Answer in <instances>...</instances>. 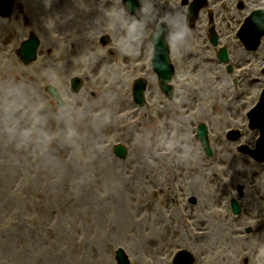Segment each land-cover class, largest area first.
Instances as JSON below:
<instances>
[{"label":"rangeland","instance_id":"rangeland-1","mask_svg":"<svg viewBox=\"0 0 264 264\" xmlns=\"http://www.w3.org/2000/svg\"><path fill=\"white\" fill-rule=\"evenodd\" d=\"M15 4L9 18H0V264H118L114 254L119 248L130 264H172L183 248L196 255L194 264H226V255L239 259L237 249H227L246 243L231 236L237 221L229 200L250 206L251 190L264 196V161L247 162L248 155L238 148L254 147L258 134L248 126L247 112L260 85L248 88L246 80L261 76L264 54L259 50L253 62L256 56L245 54L235 37L227 38L235 25L220 23L217 7L212 12L215 29L240 54L239 64L249 61L236 86L235 64L228 71L215 59L190 60L191 52L196 55L193 42L187 45L190 41L179 49L166 44L175 69L170 80L174 96L168 99L156 73L150 72L144 76L147 84L138 104L133 85L142 77L144 58L154 50L145 40L135 51L144 55L142 60L130 58L123 64L116 49H107L118 38L108 14L122 9L121 1L87 0L83 31L60 30L57 18L50 17L62 14L63 4L68 5L65 17H71L72 10L78 13V1ZM248 5L264 6V0H248ZM105 29L113 36L100 42ZM11 31L12 42L5 48ZM32 32L40 42L36 61L26 66L14 50ZM81 70L90 72L83 75L79 92H62L60 88L66 84L68 90L70 78ZM53 81L60 89L61 105L45 91L44 85ZM6 84L17 86L26 101L17 113L15 135L5 129ZM240 88H248L247 98L235 112L243 98L232 99ZM193 93L196 101L189 102ZM63 104L71 106L70 115L62 111ZM187 105L193 114L187 113ZM130 108L142 112L127 115ZM34 112L43 117V150L35 141L38 132L23 142L24 133L33 127ZM202 121L210 156L195 138ZM232 129L244 131L242 140L230 142L226 134ZM213 135L220 139L215 142ZM117 143L125 151L114 148ZM190 197L196 201L189 202ZM244 215L238 224L244 223Z\"/></svg>","mask_w":264,"mask_h":264},{"label":"flooded vegetation","instance_id":"flooded-vegetation-1","mask_svg":"<svg viewBox=\"0 0 264 264\" xmlns=\"http://www.w3.org/2000/svg\"><path fill=\"white\" fill-rule=\"evenodd\" d=\"M79 3L80 6L77 7L78 13H74L75 11L72 10V16L69 18H66V13L68 12L67 4H63L61 6L62 14L58 13H52L51 16L56 17V26L61 30V28L66 29H72L74 31H83V28H85V24L83 23L84 21V13L88 11L87 8V0H75V2ZM116 2H119L120 0H115ZM141 2V0H140ZM177 2V4H175ZM178 4L180 5V8L184 7V10H186V18H187V12L189 8L193 11L194 6H198L197 9V14L196 16L189 22V27L191 30V37L189 38L187 45H192L191 42H193L195 49H196V55L195 53L191 52V55H188L187 58L190 60L196 58H203L206 60H216L220 63H223L228 67V71H231V68H233V65L235 64L238 70V75L236 78H232V84L234 86L240 81L242 78V72L241 68L245 67L243 66L244 64L248 63H242L239 64L238 62L241 60L240 54L236 51V49L229 43L225 42L222 39V33L217 31L215 29V25L213 23V17H212V12L216 10L217 7H219V15H218V20L220 23H228L229 22L235 25L234 30L231 33H227L226 37L228 39H233L235 37V40L239 43L241 46L243 52L245 54H250V57H254L253 62H256L259 59V55L256 54L261 47L264 46V34L261 38V41L258 45V47L255 50H249L245 45L241 42L237 35L238 29L241 27V25L245 22H248V26H246V30L250 31L252 33L256 32H261L264 29L257 27V24L253 23V17L254 15L256 16L257 22L260 24H264V17H261L260 15H256L257 13L253 11V9H249L248 5V0H152V7L157 14V16H160L170 10H172L175 7H179ZM167 5V6H166ZM71 6V5H70ZM258 6V5H256ZM234 12V15H233ZM92 15L93 18H98L99 14H90ZM203 19V23L198 24L200 22L201 18ZM150 18V17H149ZM229 18L231 20H229ZM2 19V18H1ZM23 19V17H22ZM5 20V19H2ZM102 20V18H101ZM95 23H98L94 21ZM102 23V21H101ZM155 23L154 20L150 22L149 24ZM16 30H18V27L16 25ZM116 32L118 35V29L116 28ZM111 34V32H109ZM14 35V32H10V37L8 38V43L4 44V47L7 48L10 43L12 42V36ZM113 35H110V38ZM147 40L151 44V41L149 38L145 37L141 43H144V41ZM162 41V40H161ZM140 43V47L141 46ZM203 48V49H200ZM147 50V49H146ZM141 51H144L142 49ZM225 51L227 61H223L220 59V56L222 52ZM122 52L125 54V59L122 58V55L120 54ZM152 52V51H151ZM115 56L121 57L122 62L126 61L128 63L130 61V58H132L135 61L142 60L143 54L141 53H125L119 50L114 51ZM171 56V54H170ZM150 59H151V54L149 56L145 57L144 64H150ZM172 60V58H171ZM188 60V61H190ZM134 61V62H135ZM193 61H197L193 60ZM173 62V60H172ZM192 66H197V63L193 62ZM262 77L264 75V69L261 67L260 71L258 72ZM252 79V78H251ZM257 82V83H256ZM256 83V84H255ZM259 83V79L256 78L255 82L253 83L251 81V85L248 86L249 88H252L251 86L257 85ZM263 87V84L258 87L259 89L256 88V97L258 99L259 93ZM248 91V90H247ZM240 136V134H239ZM257 137V135H256ZM256 139V138H255ZM234 199V198H233ZM250 202L251 205L248 206L247 202L240 203L237 202V205L239 207V213L236 214L232 211V200H229V209L232 211L233 215V220L237 221L235 223L237 224H232L235 227V230H232L231 236L236 237L239 239H244L246 241L245 245L236 246L235 244L233 245V248H231L230 245H228V250H235L236 255H239L240 258L236 259V257L226 255L224 254L225 257H227V262L226 264H238L239 260H242L244 264H264V196H261V194L254 192L251 190L250 192ZM243 214L246 215V218H244L242 224H238V220L243 217ZM244 215V216H245ZM235 231V232H233ZM245 246V247H243ZM259 251L262 254L259 257ZM207 252H211V250H208Z\"/></svg>","mask_w":264,"mask_h":264},{"label":"clouds","instance_id":"clouds-1","mask_svg":"<svg viewBox=\"0 0 264 264\" xmlns=\"http://www.w3.org/2000/svg\"><path fill=\"white\" fill-rule=\"evenodd\" d=\"M108 15L111 18L110 27L118 29V47L125 53H133L138 50L141 41L145 37L149 38L153 45L162 40L174 49H179L188 42L192 35L184 9L175 7L163 15L157 16L152 7V0H141L137 13L130 14L127 9L122 8L110 12ZM256 15H259V13ZM149 17L155 21L151 28L149 27V19H147ZM253 23L264 29V24L258 23L255 15ZM50 87L53 94H55L56 83L54 81ZM25 102L23 94L17 86L5 85L3 110L5 129L10 135H15L17 132L19 123L17 113ZM62 111L70 115L72 108L68 104H63ZM42 122L43 117L34 112L32 116L33 127L24 133L25 139L23 141L32 140V132H38L39 135L35 138V141L41 150L46 147L47 141V137L43 135V130L40 127ZM70 134H74V132Z\"/></svg>","mask_w":264,"mask_h":264},{"label":"water","instance_id":"water-1","mask_svg":"<svg viewBox=\"0 0 264 264\" xmlns=\"http://www.w3.org/2000/svg\"><path fill=\"white\" fill-rule=\"evenodd\" d=\"M5 1H7L6 2V9L8 10L10 8V5H11V0H0V6H2ZM37 44H38V41L33 35H31L28 40L23 42V45H22L20 50H21V52H23L26 60L29 61L31 59H34L35 49L37 47ZM164 54H166V53H164ZM165 56H164V58H165ZM166 62H168V59ZM158 67H160L159 70L162 69L163 73H164V71L167 70L168 74H166V75H168V77L170 76V74H171L170 67H168V69L162 68V66H158ZM166 75L161 76V84L163 82H165L166 78H168ZM138 98H139V95H138ZM182 255L184 257H182ZM117 257L119 258L120 264H128V262H126L125 256L123 255V252L121 249H118ZM174 264H191V258L188 256L187 252H185V251L180 252L178 255L175 256Z\"/></svg>","mask_w":264,"mask_h":264},{"label":"bare ground","instance_id":"bare-ground-1","mask_svg":"<svg viewBox=\"0 0 264 264\" xmlns=\"http://www.w3.org/2000/svg\"><path fill=\"white\" fill-rule=\"evenodd\" d=\"M117 42H118V38H117V41H115L114 46H113L112 48L109 47V48H107V49H114V50L116 49V50H119V47H118V43H117ZM120 53H121V52H120ZM144 60H145V58H144ZM197 69H198V67L196 68V70H197ZM196 70H195V71H196ZM150 72H152V70L149 71V73H150ZM193 72H194V70H193ZM149 73H148L147 75H149ZM150 74H151V73H150ZM139 112H142V111L138 109L137 113H139ZM124 127L127 128V125H124ZM156 146H158V145H156ZM165 154H167V150H166V151H163V152L161 153V158H164ZM165 167H166V166H165ZM212 251H213V250H212Z\"/></svg>","mask_w":264,"mask_h":264}]
</instances>
